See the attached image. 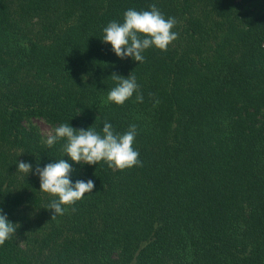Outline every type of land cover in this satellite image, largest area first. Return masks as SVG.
I'll list each match as a JSON object with an SVG mask.
<instances>
[{"label": "trees", "instance_id": "16d2710c", "mask_svg": "<svg viewBox=\"0 0 264 264\" xmlns=\"http://www.w3.org/2000/svg\"><path fill=\"white\" fill-rule=\"evenodd\" d=\"M151 5L176 19L178 38L143 63L117 58L103 29ZM112 74L138 85L122 105L106 102ZM36 119L118 134L135 125L140 165L75 164ZM60 159L73 184L94 188L51 219L56 197L33 173ZM0 209L19 225L0 264H264V7L0 0Z\"/></svg>", "mask_w": 264, "mask_h": 264}, {"label": "clouds", "instance_id": "9594fccd", "mask_svg": "<svg viewBox=\"0 0 264 264\" xmlns=\"http://www.w3.org/2000/svg\"><path fill=\"white\" fill-rule=\"evenodd\" d=\"M176 23L174 17L165 19L155 5H151L148 11L128 9L122 22L112 21L103 29L101 41L111 46L117 58H131L143 63L146 49L154 47L161 52L166 51L168 45L178 38V33L172 31ZM111 77L116 81V86L108 92L106 102L122 105L138 91L134 76L123 78L112 74ZM136 101L143 102V95L138 93ZM158 103L156 100L154 106ZM135 136V125L130 126L125 133L118 134L107 122L101 132H97L92 126L76 130L66 123L55 128L45 143L51 147L59 139L65 138L63 151L73 163L92 166L104 161L109 168L125 170L140 165L139 153L132 146ZM31 170L32 165L29 163L21 161L17 165V171L26 175ZM71 172L72 166L60 159L46 164L43 169L37 166L33 173L39 177V191L56 197L48 205L53 213L51 219L63 215L68 210L66 206L73 205L94 188L92 180H78L73 184L70 180ZM18 227V224L9 222L6 215L0 214V245L12 237Z\"/></svg>", "mask_w": 264, "mask_h": 264}, {"label": "rangeland", "instance_id": "374dc122", "mask_svg": "<svg viewBox=\"0 0 264 264\" xmlns=\"http://www.w3.org/2000/svg\"><path fill=\"white\" fill-rule=\"evenodd\" d=\"M249 9L253 10L255 13H262V8L264 7V0H243ZM33 124L37 127L42 137L46 140L49 134H53L54 129L41 120H34Z\"/></svg>", "mask_w": 264, "mask_h": 264}]
</instances>
